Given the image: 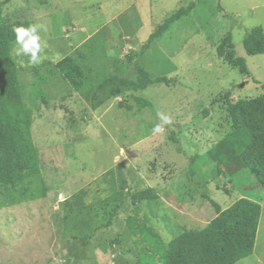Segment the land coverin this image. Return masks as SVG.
<instances>
[{
	"label": "rangeland",
	"instance_id": "1",
	"mask_svg": "<svg viewBox=\"0 0 264 264\" xmlns=\"http://www.w3.org/2000/svg\"><path fill=\"white\" fill-rule=\"evenodd\" d=\"M191 1L0 0V23L46 28L39 63L15 55L16 42L12 56L51 188L0 209V264H172L175 251V264H206L187 248L219 247L210 198L224 209L241 197L262 204L257 239L221 264H264V188L240 155L252 134L232 126L226 97L264 92V53L244 46L264 27V0H195L142 53L149 35ZM229 33L248 74L217 53ZM80 52L88 67L78 59L86 76L76 90L57 63ZM137 62L168 81L135 90ZM160 114L171 123L155 133ZM149 188L156 199L133 202L131 192Z\"/></svg>",
	"mask_w": 264,
	"mask_h": 264
},
{
	"label": "trees",
	"instance_id": "2",
	"mask_svg": "<svg viewBox=\"0 0 264 264\" xmlns=\"http://www.w3.org/2000/svg\"><path fill=\"white\" fill-rule=\"evenodd\" d=\"M196 6L197 3L193 0L167 17L149 35L142 53ZM21 24L27 26L33 22L24 20L0 23V209L46 197L51 190L43 180L42 152L33 138L31 114L24 102L18 66L12 56V45L16 42L13 28ZM227 40L230 50L225 52ZM244 46L249 55L263 54L264 27L255 26L245 37ZM217 53L229 63H235L241 72L250 73L245 58L236 55L231 33L218 45ZM137 57L138 52L130 54L132 60ZM78 59H82V63L88 67L87 57L82 52L79 56L63 58L57 63V67L76 90H82L86 73ZM135 66L138 71V78L132 83L135 90H144L168 81L167 76H152L139 62ZM226 97L232 126L236 129L247 126L251 131V141L240 155L246 167L264 188V92L255 97L236 100L231 99L230 92H227ZM131 196L134 203L158 197L150 188L135 190L131 192ZM210 201L217 210L212 225L219 247L196 244L187 250L196 251V255L202 256L206 264H221L233 248L242 244L250 247L255 245L263 208L261 202L249 197H241L224 209L213 199L210 198ZM179 256V251H175L171 263L175 264Z\"/></svg>",
	"mask_w": 264,
	"mask_h": 264
},
{
	"label": "clouds",
	"instance_id": "3",
	"mask_svg": "<svg viewBox=\"0 0 264 264\" xmlns=\"http://www.w3.org/2000/svg\"><path fill=\"white\" fill-rule=\"evenodd\" d=\"M40 30L46 31L45 26L42 24H29L27 26L21 24L15 26L13 31L16 35V43L19 45V47L15 49V55H26L29 57L30 63H39L41 59L39 55L41 52ZM160 119L162 124H158L153 128V132L155 133L162 132L164 130L163 125L171 123L170 117L163 114H160Z\"/></svg>",
	"mask_w": 264,
	"mask_h": 264
}]
</instances>
